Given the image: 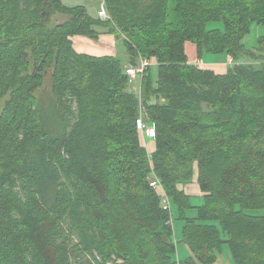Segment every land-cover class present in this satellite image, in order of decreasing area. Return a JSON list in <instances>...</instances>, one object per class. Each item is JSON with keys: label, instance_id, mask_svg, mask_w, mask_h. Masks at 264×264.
Returning <instances> with one entry per match:
<instances>
[{"label": "trees", "instance_id": "trees-1", "mask_svg": "<svg viewBox=\"0 0 264 264\" xmlns=\"http://www.w3.org/2000/svg\"><path fill=\"white\" fill-rule=\"evenodd\" d=\"M105 1L104 22L62 0H0V264H216L224 245L233 264H264V54L244 43L264 0ZM56 12L69 18L51 26ZM101 30L124 38L130 64H158L142 88L153 168L124 65L77 49ZM187 42L251 61L198 68ZM48 80L54 114L38 98ZM153 172L181 213L192 256L179 263ZM195 176L190 219L196 196L180 187Z\"/></svg>", "mask_w": 264, "mask_h": 264}, {"label": "rangeland", "instance_id": "rangeland-1", "mask_svg": "<svg viewBox=\"0 0 264 264\" xmlns=\"http://www.w3.org/2000/svg\"><path fill=\"white\" fill-rule=\"evenodd\" d=\"M62 2H63V5L69 9L79 8V7L84 8L85 11L90 16H92L93 18H98V17L100 18V16L98 15L100 7L102 4L106 5L105 0H62ZM106 9H107V7H106ZM43 14L45 15L46 18L50 17V13L48 10H45L43 12ZM68 18L69 17L67 15H64L63 13H60V12H56L52 15L49 24L51 26H58V25H61L62 23H64ZM100 20L104 21L101 18H100ZM209 28L210 29L221 28L222 30L224 29L223 24L220 22L210 23ZM107 31L101 30V33H103V35H110V34H104ZM116 37L114 36V38H116ZM263 37H264V26L255 24L252 26L250 33L246 36L244 43L248 49L254 51L256 54H259L260 50L263 51V54H264V45H262V46L259 45V39L263 38ZM123 39L124 38L119 37L118 40L115 41V44L114 43L111 44V47H112V49H113V47L115 48L114 54L121 61V63L124 65L123 67H124V71H125V76L127 77L126 78L127 79L126 85H127V89H128L127 91L129 93L135 94L140 101V116H139V118H140L142 115V112H143L142 100H143L144 95H143L142 88H143L144 76L150 70L153 78L154 77L157 78L158 64L155 62V60L144 58L145 60L148 61V65L145 67V69L139 68V71H138L139 73L137 75V78L132 79L131 76L128 75L127 69L130 67L139 66L141 63H140V59H138V62L136 63L137 65L136 64L133 65V64L129 63V60L131 58H130V55L127 51V48L125 47ZM83 40H84V42H90V40L88 38H83ZM80 41H81V39L77 40L78 44L76 46L79 45ZM100 42L104 43L102 41V39H100ZM113 44H114V46H113ZM77 49L78 50L84 49V46L82 45L81 47H77ZM185 52H186V56L188 57V62L190 64L198 67V68H202V67L207 66L206 63H208V60H206V57L209 60L213 59L214 57L222 58V59L226 58L227 59L226 62L230 66L235 65V64H243V63H247V62L251 61L250 59L246 60V58H243L239 63H236L234 61V59H232L231 56L226 55V54L213 55L210 53H204V54H201V56H199V53H198L197 48H196V44L193 42H187L186 43ZM38 98H40L41 106H43L48 111L50 110V113H52V114L55 113V109L54 108L52 109L51 86H50L49 80L46 81L44 89L41 91L40 97H38ZM161 100L164 102L163 99H161ZM52 110H53V112H52ZM146 117H147V115H146ZM55 118H56V116H55ZM147 124L154 129L155 133L152 136H149V134H148V136H146V137L141 134L142 135L141 144L147 152V160H148V163L150 164V168H153L152 167L153 166L152 154H153V152H155V148H156V129L154 127V124H152V123H147ZM142 127H144V125ZM194 170L196 171V164L194 165ZM148 180L152 181L153 179L148 178ZM159 182L162 185L161 180H159ZM192 183L193 184H190V185L188 184L186 186H183L184 188L183 187H180V188L183 189L187 194L192 195V196L193 195L196 196L199 192V186H197L198 182L196 180V176L194 178V181H192ZM162 188L164 189L163 185H162ZM154 191H155V189H154ZM170 202H171L172 208H171V213L168 212V214L170 215V218H169L167 224L173 230V239H174L175 245L178 249V256L174 255V258L177 260H180V259L184 258V256L187 253H189L190 249L187 246V244L182 241V238H181L182 237L183 221L181 220L180 210L176 207V205H174L172 203L171 199H170ZM190 203H191V207L185 210V216L187 218L193 219V218H196L198 215V208H200L204 204V198L201 195L193 197V198H191ZM255 214L262 215L263 211L262 210L257 211V212H255ZM171 220L173 221V227L170 223ZM231 257H232V255H231V250H230L229 246L224 245L222 247V250L217 253L216 264H229V262L231 261L230 260ZM179 262H177V263H179ZM118 263H122V262L120 260H118Z\"/></svg>", "mask_w": 264, "mask_h": 264}, {"label": "built area", "instance_id": "built-area-1", "mask_svg": "<svg viewBox=\"0 0 264 264\" xmlns=\"http://www.w3.org/2000/svg\"><path fill=\"white\" fill-rule=\"evenodd\" d=\"M98 15L104 21H107V20L110 19V16H109L108 11L106 9V5H104V4L101 5L100 10L98 12ZM138 59H140V63H141L139 66L130 67V68L127 69V73H128L129 76H131L132 79H136L137 78V75L139 73L138 72L139 68L145 69V67L148 65V61L145 60L144 58L139 57ZM147 123H149V122H147V118H146V116L143 115V112H142L141 117L137 121V125H138V130L145 137L148 136V134H149V136H152L155 133L154 129L151 126H149ZM143 125H144V127H142ZM150 179H153L152 181H150V186L153 189L158 190V191L161 192V206H162V208L165 211L171 213V208L172 207H171L170 197L165 192V190L162 188V185L160 184V182L158 180V177L155 176L154 172L150 176ZM170 223H171V225L173 227V221L172 220L170 221Z\"/></svg>", "mask_w": 264, "mask_h": 264}, {"label": "crops", "instance_id": "crops-1", "mask_svg": "<svg viewBox=\"0 0 264 264\" xmlns=\"http://www.w3.org/2000/svg\"><path fill=\"white\" fill-rule=\"evenodd\" d=\"M102 41L104 42V43H101L100 41H99V43H93V42H84V41H82L81 43H79V45H78V47H81L82 45L84 46V49H81L80 51H83V52H89V53H92V52H95V53H97V54H114L115 53V51H114V47H113V49H112V47H111V44L112 43H114L115 44V41L116 40H118V39H115L113 36H111V35H105V36H103L102 38ZM107 44H106V43ZM109 44V45H108ZM114 44H113V46H114ZM206 60H208V63H206L207 65H211V66H213L216 70H218V71H223L227 66H229V64L226 62L227 61V59L226 58H224V59H222V58H217V57H214L213 59H208L207 57H206ZM182 238V237H181ZM176 255L178 256V249H177V247H176ZM175 255V256H176ZM190 256H192V253H191V251H189V253H187L185 256H184V258H182V259H180V260H177L176 259V261L177 262H181V261H184L185 259H187L188 257H190ZM230 262H229V264H233V260H232V257L230 258Z\"/></svg>", "mask_w": 264, "mask_h": 264}]
</instances>
